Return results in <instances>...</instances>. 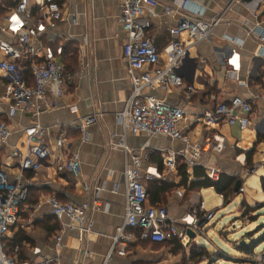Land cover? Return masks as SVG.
<instances>
[{"label": "crops", "instance_id": "crops-1", "mask_svg": "<svg viewBox=\"0 0 264 264\" xmlns=\"http://www.w3.org/2000/svg\"><path fill=\"white\" fill-rule=\"evenodd\" d=\"M60 1L67 16H77V23L65 21L58 28L49 29L44 42L53 47L61 45L71 51L64 52V63L69 72L75 73V77L59 99V107L44 113L41 123L48 129L45 142L52 147H55L58 136H67L70 152L80 154L82 171L79 177L58 172L55 155L59 151L56 149L50 162L38 172L25 171L23 178L31 183V197L21 206L19 219L11 226L7 238L17 243L12 254L20 261L41 260L49 256L58 257L61 264L76 261L80 264H103L117 227L123 224L125 216L124 168L127 154L120 143L125 141L133 151L143 149L148 154L142 172L153 173L156 180L165 179L175 183L180 182L178 168L183 165V160L176 154V169L168 171L164 159L171 151H179L186 145L183 141L165 136L125 133L120 124L118 115L124 110L132 90L123 59L126 33L119 18L122 0ZM159 1L161 5L155 9L148 35L157 46L163 62L173 39L170 27L177 25L185 14L194 17L200 11L206 19L219 15L230 0H188L186 9H178L180 0ZM2 3L3 0H0V6ZM166 7L172 9L169 11ZM6 9L4 15L0 14V40L6 38L2 31L10 11ZM226 17L210 40L190 46L189 57L180 68L184 86L169 94L159 91L157 95L166 97L172 104L186 106L189 120H193L194 113H201L219 102H228L234 95H240L252 104L251 123L247 127L243 128L239 122H224L214 127L195 122L190 134L192 142L200 143L201 147L206 144L209 135L215 136L213 145L202 153V163L216 166L237 179L241 178L245 187L244 200L258 209L264 205V125L260 124L264 119V101L261 98L264 95V42L249 31L258 29V22H261L264 31V12L261 10L256 17L243 4H234ZM180 39L189 45L186 32L181 34ZM234 39L237 40L235 44L239 47L242 59L239 79L230 72L231 67L223 63L224 56L229 52L227 46L235 45ZM4 83L5 78L0 72V90ZM190 86L194 87L193 93L188 91ZM53 90L54 86L51 85L49 93ZM73 106L77 110H71ZM96 111L102 113L101 117L98 122L87 127L88 140H84L83 132L76 126ZM14 122L16 133L12 144L20 143L25 138L21 129L30 120L19 114ZM218 143L219 146L223 143V146L217 147ZM159 155L163 159L162 171L151 159ZM0 162L5 163L11 178L19 177L20 171L14 158L5 154ZM250 167L253 168L251 172ZM188 168L190 172L193 171L192 167ZM98 187L100 206L89 213L94 222L93 230L80 237L79 231L68 228L58 247L56 237L61 232L62 223L54 218L49 197L56 195L66 201L91 202L97 196ZM237 195L234 197L236 200ZM199 202H204L205 210L215 212L207 222L216 217L219 209L227 211L230 205L225 204L224 196L213 187L188 191L185 186L169 191L166 201L160 205L166 206L170 217L181 226L191 220L192 209ZM242 202L236 208L245 220L247 216L243 215V209L240 208ZM62 222L68 224L70 220L65 218ZM255 226L253 222L251 227ZM139 232L135 230V233ZM193 241L197 242V238L192 239L191 243ZM153 244L154 241L148 243L138 238L129 245L125 256L115 253L111 263L172 264L159 251L153 250ZM36 248L40 249L39 253L34 252ZM232 258L244 259L237 256ZM178 262L179 259L173 264Z\"/></svg>", "mask_w": 264, "mask_h": 264}, {"label": "built area", "instance_id": "built-area-1", "mask_svg": "<svg viewBox=\"0 0 264 264\" xmlns=\"http://www.w3.org/2000/svg\"><path fill=\"white\" fill-rule=\"evenodd\" d=\"M13 1L15 6L10 9L6 16V25L2 28L6 38L0 40V72L5 78L4 87L0 90V150L7 151L6 154L16 160L20 174L17 178H11L5 163L0 162V264H61L58 257L49 256L41 260L20 261L17 256L7 251V236L11 226L18 221L21 206L29 196L31 183L23 178L25 171L38 172L50 162L55 149L59 151L55 155L58 172H68L79 177L82 171L80 154L76 151L70 152L67 136H58L55 147H52L45 142L48 129L41 123L44 113L59 107V99L75 77V73L69 72L64 63L63 46L48 45L44 42V37L49 29L58 28L62 22L77 23V16H67L60 0ZM188 4V0H180L178 9H186ZM234 4H243L256 17L261 10L264 12V0H230L223 12L209 19L203 18L200 11L194 17L185 14L177 25L169 28L173 39L168 46L165 61L162 62L157 46L148 35L155 9L161 5L160 1L121 2L119 18L126 33L123 59L132 90L124 110L118 115L119 121L125 133L165 136L185 143L183 149L171 151L165 157L168 171L176 169L178 154L183 164L192 168L203 166L210 179L219 180L222 170L201 161L203 151L213 145L215 136L209 135L206 144L201 147L200 143L192 142L191 126L195 122L206 127H214L224 122H239L244 128L251 123L253 106L240 95L232 96L228 102L216 103L201 113H194L193 120L188 119L189 110L186 106L172 104L166 97L157 95L159 91L169 94L184 86L180 68L189 54L190 46L210 40ZM166 9L170 11L172 8ZM257 27L258 29H250L249 33H255L264 42L261 22L257 23ZM183 32L188 35L189 45L180 39ZM232 41L237 43L235 39ZM235 45L227 46L229 52L224 56L223 63L230 66V72L239 79L242 59L239 47ZM27 73L31 75V85ZM51 85L54 90L49 93ZM188 91L193 93L194 87L190 86ZM261 98L264 101V95ZM71 110L75 111L77 107L73 106ZM19 114L25 115L30 122L21 129L25 138L20 143L12 144L11 140L16 133L14 121ZM101 114L96 111L76 126L83 132L84 140H88L87 127L98 122ZM260 124L264 125V119ZM120 145L127 154L124 168L125 216L123 224L117 227L103 264H112L111 259L115 253L125 256L129 245L138 238L151 239L154 242L178 238L185 244L189 241V228L199 233L203 223L215 215V212L205 210L204 202H199L192 209V222L180 226L178 221L170 217L166 206H157L150 202V182L154 180V174L142 172V165L148 154L143 149L133 151L125 141ZM221 146L223 143L219 147ZM251 170L253 168L249 172ZM99 192L98 187L97 196L91 202L83 203L71 200L64 202L56 195L49 197L51 211L62 223L61 232L56 237L58 247L62 243L64 231L68 228L79 231L80 237L93 230L94 222L89 213L100 206ZM240 192H245L244 185ZM65 218L70 223H63ZM135 230L140 232L135 233ZM34 252L39 253L40 249L36 248ZM255 261L264 264V251L255 255ZM70 264L80 263L76 261Z\"/></svg>", "mask_w": 264, "mask_h": 264}, {"label": "rangeland", "instance_id": "rangeland-1", "mask_svg": "<svg viewBox=\"0 0 264 264\" xmlns=\"http://www.w3.org/2000/svg\"><path fill=\"white\" fill-rule=\"evenodd\" d=\"M33 4V3H32ZM5 13H2L4 15ZM4 157L2 158V160ZM252 168V167H250ZM244 200V194L238 193L237 200L234 199L228 206L227 211L219 209L216 217L209 222H206L202 230L198 233L197 242L193 241L191 245L182 246L179 249V254L176 255L171 250L174 249L173 244L167 243L165 245H153L152 248L155 251H159L162 257H166L169 263L176 264H209L210 252L212 254L218 253L219 250L225 251L230 256L248 258L260 254L264 251V241L260 242L254 251L253 255H247L242 252L237 246L241 244V240L245 237L249 243L251 238H258L259 235L264 234V205L259 207L253 214H248L246 219L241 218L236 206ZM188 223L192 222V216ZM255 222V228L251 227V224ZM260 229V231L256 230ZM253 232H252V231ZM188 241L185 242V244ZM204 246L205 250L201 247ZM219 249V250H218ZM200 254V255H199ZM167 255V256H166ZM195 255L196 259L192 260L191 257ZM179 256V257H177ZM231 256V257H232ZM214 264H251L247 262H237L236 260L216 259ZM253 264H258L255 261Z\"/></svg>", "mask_w": 264, "mask_h": 264}, {"label": "trees", "instance_id": "trees-1", "mask_svg": "<svg viewBox=\"0 0 264 264\" xmlns=\"http://www.w3.org/2000/svg\"><path fill=\"white\" fill-rule=\"evenodd\" d=\"M2 4L3 5L0 6V14L4 13V11L7 10L6 8L10 10L15 6V2L13 0H3ZM67 50L68 52H71L69 49H66L65 47H63L64 52ZM27 79H28L29 84L31 85L32 78H31V75H29L28 73H27ZM5 154L6 153L4 150H0V161L5 156ZM151 159L154 163L158 165V168L162 171L164 168V165H163V159L161 158V156L160 155L157 157L152 156ZM178 175L181 178L179 183L171 182L165 179H158V180L154 179L150 182L149 199L153 205L162 206L160 204L166 201L168 192L178 186H185L188 191L198 190L201 188L213 187L217 193L222 194L224 196L225 204H230L237 194L234 188L237 178L227 173H224V172L221 173L219 180L213 181L212 179L208 177L206 170L203 166H195L193 168V171L190 172L188 166L183 164L178 168ZM262 185H263V190H264V177L262 178ZM30 197H31V192L29 190V196H28V199L25 201V203L29 201ZM60 200L64 202L66 201L62 199ZM240 208L243 209L244 216H248V214H253V212L257 210L256 208L251 207L247 203L246 200H243ZM54 218L56 219L55 216ZM258 231H260V229ZM259 236L260 237L258 238H251L249 243L247 242L245 244H239L237 247L245 254L253 255L256 246L260 242L264 241V234L259 235ZM145 241H148V243L153 242L151 239H146ZM7 242H8L7 251L12 254V251H14L15 246H17V243L13 239L10 240L8 238H7ZM167 243L173 244V247L175 248L172 249L171 251L174 252L176 255L179 254V249L182 246H186L184 242L178 238H175L169 241H164V242H154L153 245H165ZM201 249L206 251L204 246H202ZM191 259L192 260L196 259V256L193 255ZM216 259H225V260H233V261L236 260L237 262H241V261L247 262L248 261L251 264L255 262L253 257H248L246 259H233L231 256H229V254H227L226 252L222 250H219L218 253H214V254L210 252V263L209 264H214V261Z\"/></svg>", "mask_w": 264, "mask_h": 264}, {"label": "water", "instance_id": "water-1", "mask_svg": "<svg viewBox=\"0 0 264 264\" xmlns=\"http://www.w3.org/2000/svg\"><path fill=\"white\" fill-rule=\"evenodd\" d=\"M189 57V54H188V56H187V58ZM186 58V59H187ZM242 179L241 178H238L237 179V181H236V183H235V191L237 192V193H239L240 192V188H241V186H242ZM188 235H189V241H188V244H190L191 243V241H192V239H196L197 238V236H198V233H196L193 229H191V228H189L188 229ZM245 243H247V241H246V239H243L242 241H241V244H245Z\"/></svg>", "mask_w": 264, "mask_h": 264}]
</instances>
